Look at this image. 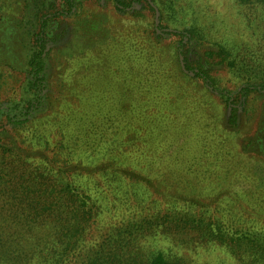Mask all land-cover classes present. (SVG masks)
Here are the masks:
<instances>
[{
  "label": "rangeland",
  "instance_id": "rangeland-1",
  "mask_svg": "<svg viewBox=\"0 0 264 264\" xmlns=\"http://www.w3.org/2000/svg\"><path fill=\"white\" fill-rule=\"evenodd\" d=\"M16 1H4L0 47L23 48L17 59L0 56V104L15 108L18 115L26 109V100L32 99L21 95H28L27 64L38 53L36 41L42 45V72L35 84L38 99L27 106L29 121L0 124L1 146H11L15 138L13 149L19 145L47 166L33 152L40 148L23 139L34 124L50 127L47 117L73 108L75 98L82 100L76 90L97 92L93 105L99 117L110 122L104 132L99 130L103 134L95 145V156L109 136L121 131L129 143L105 162L117 166L120 172L115 174L125 181L114 184L112 192H107L111 196L102 201L106 207L104 211L100 207L94 245L109 232L119 240L139 234L133 227L141 224L152 236L146 239L148 252L160 251L169 260L185 264H233L222 252L200 244L197 232L187 227L195 218L243 222L258 215L257 207L264 200V88L259 86L264 80L260 62L264 8L236 0H160L174 1L177 11L163 22L167 28H162L151 20L146 8L149 0L132 2L124 11L116 10L113 0H70L71 8L62 0H52L45 2L42 12L48 13V20L39 30L30 18L40 7L27 0L32 6L23 14L20 7L25 1ZM183 25L201 26L209 33V43L201 44L197 38L189 41L187 36L179 45L177 34L167 30H181ZM213 42L227 46L232 65H227L228 60L205 63L203 51L215 47ZM150 44L153 48H148ZM186 63L212 70V77L204 81L190 72L186 74L191 80L184 77L180 71L186 70ZM246 86L249 91L243 89ZM226 94L234 104L228 103ZM88 102L82 104L86 107ZM91 153V149L75 153L69 163L64 156L49 153L53 163L47 167L59 172L61 186L68 181H92L80 173L91 162ZM122 205H135L137 213L130 216L133 227L118 219ZM114 222L116 226L109 230ZM87 229L82 234L86 240ZM131 262L139 264L138 259Z\"/></svg>",
  "mask_w": 264,
  "mask_h": 264
},
{
  "label": "trees",
  "instance_id": "trees-1",
  "mask_svg": "<svg viewBox=\"0 0 264 264\" xmlns=\"http://www.w3.org/2000/svg\"><path fill=\"white\" fill-rule=\"evenodd\" d=\"M4 1L0 0V20L3 17ZM12 1L17 3L16 0ZM24 1V7H20L23 14L26 8L29 10L32 6L27 3V0ZM46 1L52 0H34L41 11L34 18L29 17L35 21L34 24L39 27V30L45 27L48 20V13L42 12ZM124 1L113 0L115 9L119 11L130 9L131 3L139 0ZM236 1L239 4L253 7L259 5L254 9L264 8V0ZM62 2L72 7L70 0H62ZM146 8L149 10L151 20L162 28H167L168 24L163 22L167 18H174L177 12L174 1L149 0L146 2ZM182 27L181 30H167V33L177 34L180 38L179 45L187 36L189 41L197 38L201 44L209 43L207 40L209 33L207 31L205 33L201 26L183 25ZM152 30L155 34V30ZM149 36L147 32V37ZM212 46L215 47H208L203 51L205 63L219 64L228 60L227 65L233 64L231 60L234 61V58L225 49L227 47L225 44L213 42ZM36 47L39 49L38 53L33 54L27 64L31 74L29 87L26 90L28 95H21L24 98L32 96V99H35L26 100L23 115L24 109L17 115L15 108L0 104V124L2 125L5 122L19 124L22 120L24 123L29 121L30 115L27 108L30 102L38 99L39 89L35 88V84L39 83L42 72V45L36 41ZM22 48L19 45L10 49L0 47V56L17 59ZM148 48H153V46ZM176 53L179 56L180 52L176 51ZM260 58L264 67V55L260 54ZM201 66L199 64L194 68L186 63L184 67L186 70L183 72L179 68V71L190 80L186 72L204 81L207 77H212L210 76L212 70L202 69L203 66ZM259 83V86L264 88V80ZM243 89L250 90L248 86ZM76 91L83 96L82 100L75 98L78 102L73 108L61 111L59 115L49 117L50 119L47 117L46 122L50 123V127L44 123L34 124V128L28 132V136L23 141L29 139L31 146L35 145L34 148H40L33 152L39 154L48 163L47 166L53 163L49 158V153L62 155L64 156L63 161L69 163L75 153L83 154L91 149L92 153L89 155V158H92L91 162L86 166L83 165L80 173L81 177L91 176L92 181H68L66 185L61 186L58 171L51 172L37 155L25 154V150L19 145L13 149L16 144L14 135L11 137L14 138L10 141L11 146L0 144V264H120L121 260H126V264H132L131 261L134 259H138L139 264H185L169 260L160 251H146V239L152 236L147 228H142L144 225L140 224V229L132 226L133 220L130 216L137 213L133 211L135 205L129 207L122 205L124 211L118 219L123 221L124 226H132L139 234L133 233L119 240L120 237L117 234L113 235L109 232L105 240L94 245L92 238L96 235L94 228L98 222L100 207L104 211L106 206L103 202L107 200V195L111 196L107 192L109 190L112 192L114 184L125 181L124 178L115 174L120 172L117 166L107 165L108 162H105L112 154H115V151L126 146L129 138L122 131L118 135L109 136L105 146L97 151V156H95V145L99 143L103 134L101 132L109 128L110 121L99 117L100 112L96 110L97 105H93L94 99L98 97L97 92L93 90ZM226 96L228 103L234 104V99L230 101L228 94ZM67 98L68 94L67 97L65 95L62 97V101H66ZM87 99L90 100L88 102L90 105L85 107L82 103H85ZM4 110L9 113L4 114ZM3 115L6 116L3 118ZM35 120L37 118L32 120L33 123ZM38 124L40 127L37 126ZM14 130L15 128L11 129V132L14 133ZM1 141L3 142L2 137H0ZM138 206L142 211L145 209V205L138 204ZM257 209L258 215L245 218L243 222L227 220V223H223L219 219L205 221L195 218L188 221L189 227L187 228L197 232V240L200 244L203 242L213 251L222 252L225 259L232 261L233 264H264V200ZM136 215L133 216L135 220ZM119 220L116 223H119ZM116 223H112L109 230L115 227ZM85 229L88 230L89 239L87 240L82 237Z\"/></svg>",
  "mask_w": 264,
  "mask_h": 264
}]
</instances>
